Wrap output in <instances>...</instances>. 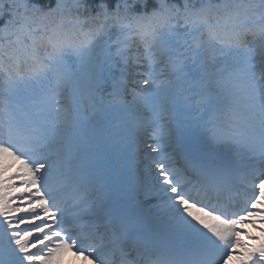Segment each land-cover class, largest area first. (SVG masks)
Segmentation results:
<instances>
[{
	"label": "snow or ice",
	"instance_id": "6c2138e0",
	"mask_svg": "<svg viewBox=\"0 0 264 264\" xmlns=\"http://www.w3.org/2000/svg\"><path fill=\"white\" fill-rule=\"evenodd\" d=\"M242 212L264 217V0H0V264H227Z\"/></svg>",
	"mask_w": 264,
	"mask_h": 264
},
{
	"label": "rangeland",
	"instance_id": "374dc122",
	"mask_svg": "<svg viewBox=\"0 0 264 264\" xmlns=\"http://www.w3.org/2000/svg\"><path fill=\"white\" fill-rule=\"evenodd\" d=\"M133 148V145L128 144L125 154L130 156L131 152L133 151ZM18 167V164L14 165L13 168L9 169L8 172L5 173V176H12V174L16 171ZM11 182L16 183L17 186L20 187L18 178L14 179ZM22 207H26V205ZM241 215L246 216V220L238 226V229H243V231L238 232V236L242 242L240 245H237L236 250H238L239 253L233 254L236 255L238 259L235 260L233 256H231L227 260V264H240L241 254L243 252L253 250L254 247L258 248L261 245H264V217H262L261 215L247 216L245 213ZM21 227H24V225L22 224ZM75 254L77 256L74 261H72V263L70 264H92L91 257H88L86 259L87 253L77 254V251L75 249L63 251L53 260V264H69V259L72 255Z\"/></svg>",
	"mask_w": 264,
	"mask_h": 264
},
{
	"label": "bare ground",
	"instance_id": "6f19581e",
	"mask_svg": "<svg viewBox=\"0 0 264 264\" xmlns=\"http://www.w3.org/2000/svg\"><path fill=\"white\" fill-rule=\"evenodd\" d=\"M245 220H246V216H245ZM244 220V221H245ZM243 223V222H242ZM241 223H238L237 225H236V227L238 228V226L240 225ZM241 227V226H240ZM239 229H241V228H239ZM237 253H239V251L238 250H236V252H235V254H237ZM76 254L75 255H72L71 256V258L69 259V261H68V263L70 264V263H72V261H74V259L76 258ZM233 256V258L235 259V260H237L238 259V257L236 256V255H232ZM240 262H241V264H242V258L240 259Z\"/></svg>",
	"mask_w": 264,
	"mask_h": 264
}]
</instances>
